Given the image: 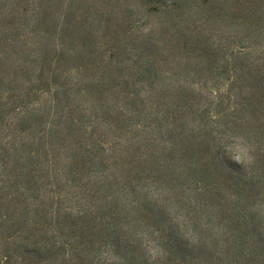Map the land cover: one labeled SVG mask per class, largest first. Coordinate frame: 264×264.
<instances>
[{
	"label": "trees",
	"instance_id": "16d2710c",
	"mask_svg": "<svg viewBox=\"0 0 264 264\" xmlns=\"http://www.w3.org/2000/svg\"><path fill=\"white\" fill-rule=\"evenodd\" d=\"M0 264H264V0H0Z\"/></svg>",
	"mask_w": 264,
	"mask_h": 264
},
{
	"label": "rangeland",
	"instance_id": "374dc122",
	"mask_svg": "<svg viewBox=\"0 0 264 264\" xmlns=\"http://www.w3.org/2000/svg\"><path fill=\"white\" fill-rule=\"evenodd\" d=\"M235 155H236V156H234L235 159H240V157L242 156V153H238V154H235Z\"/></svg>",
	"mask_w": 264,
	"mask_h": 264
}]
</instances>
